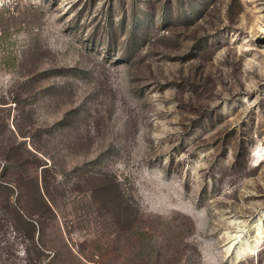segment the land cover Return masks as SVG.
I'll return each mask as SVG.
<instances>
[{"label": "rangeland", "instance_id": "1", "mask_svg": "<svg viewBox=\"0 0 264 264\" xmlns=\"http://www.w3.org/2000/svg\"><path fill=\"white\" fill-rule=\"evenodd\" d=\"M5 2L0 264H264V0Z\"/></svg>", "mask_w": 264, "mask_h": 264}, {"label": "bare ground", "instance_id": "2", "mask_svg": "<svg viewBox=\"0 0 264 264\" xmlns=\"http://www.w3.org/2000/svg\"><path fill=\"white\" fill-rule=\"evenodd\" d=\"M243 250L240 253H238L237 260L240 259V258L242 259V258H244V257H246L248 255H252L253 252H254V249L252 247L251 248L249 247V248L245 249L244 251Z\"/></svg>", "mask_w": 264, "mask_h": 264}, {"label": "built area", "instance_id": "3", "mask_svg": "<svg viewBox=\"0 0 264 264\" xmlns=\"http://www.w3.org/2000/svg\"><path fill=\"white\" fill-rule=\"evenodd\" d=\"M6 4L5 0H0V8L4 7Z\"/></svg>", "mask_w": 264, "mask_h": 264}]
</instances>
